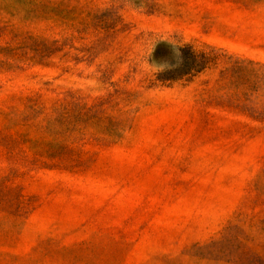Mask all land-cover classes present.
Masks as SVG:
<instances>
[{
  "label": "rangeland",
  "instance_id": "obj_1",
  "mask_svg": "<svg viewBox=\"0 0 264 264\" xmlns=\"http://www.w3.org/2000/svg\"><path fill=\"white\" fill-rule=\"evenodd\" d=\"M0 264H264V0H0Z\"/></svg>",
  "mask_w": 264,
  "mask_h": 264
}]
</instances>
